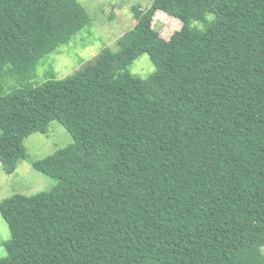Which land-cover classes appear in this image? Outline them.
Wrapping results in <instances>:
<instances>
[{
    "label": "trees",
    "instance_id": "obj_1",
    "mask_svg": "<svg viewBox=\"0 0 264 264\" xmlns=\"http://www.w3.org/2000/svg\"><path fill=\"white\" fill-rule=\"evenodd\" d=\"M157 11L181 28L168 40ZM73 75L40 61L89 23L77 0H0V165L51 122L33 163L56 186L0 201V264H264V0H153ZM147 54V79L128 67Z\"/></svg>",
    "mask_w": 264,
    "mask_h": 264
},
{
    "label": "rangeland",
    "instance_id": "obj_2",
    "mask_svg": "<svg viewBox=\"0 0 264 264\" xmlns=\"http://www.w3.org/2000/svg\"><path fill=\"white\" fill-rule=\"evenodd\" d=\"M89 16V23L65 44L43 58L36 68L33 85H40L48 79L62 80L94 60L104 49L118 51L116 42L130 31L135 20L133 7H150L153 0H77ZM154 27L162 38L168 40L171 34L181 28L173 17L157 11ZM131 75L147 79L155 72V66L147 54L141 55L129 67ZM73 143L66 129L57 122H51L45 134H32L24 141L25 157L15 170L7 174L0 165V201L13 195L32 196L49 191L56 181L33 169V163ZM10 239V230L0 214V259L6 257L4 243ZM264 254V247L261 248Z\"/></svg>",
    "mask_w": 264,
    "mask_h": 264
}]
</instances>
